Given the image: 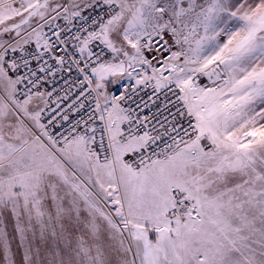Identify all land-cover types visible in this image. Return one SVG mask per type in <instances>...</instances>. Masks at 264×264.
I'll list each match as a JSON object with an SVG mask.
<instances>
[{"label":"snow or ice","instance_id":"1","mask_svg":"<svg viewBox=\"0 0 264 264\" xmlns=\"http://www.w3.org/2000/svg\"><path fill=\"white\" fill-rule=\"evenodd\" d=\"M0 264H264V0H0Z\"/></svg>","mask_w":264,"mask_h":264},{"label":"built area","instance_id":"2","mask_svg":"<svg viewBox=\"0 0 264 264\" xmlns=\"http://www.w3.org/2000/svg\"><path fill=\"white\" fill-rule=\"evenodd\" d=\"M85 15H88V13L86 12ZM92 15H93V16H96V15H103V11H102L101 9H96V11L92 13ZM45 87H49V86L46 85ZM56 87H57V89H59V85H56ZM118 89H119V85H118L117 87H115L111 92H117ZM49 90H51L50 87H49ZM120 90H122V89H120ZM57 94H58V92H54L53 95H52V97H51V99L49 100V105H50L51 108H55V107H56V103H57V101H56V96H57ZM140 95H141V96H145L144 93H141ZM146 98H147V97L145 96V99H146ZM87 103H88V104H91L90 101L87 102Z\"/></svg>","mask_w":264,"mask_h":264},{"label":"crops","instance_id":"3","mask_svg":"<svg viewBox=\"0 0 264 264\" xmlns=\"http://www.w3.org/2000/svg\"><path fill=\"white\" fill-rule=\"evenodd\" d=\"M126 82V81H125ZM118 85H110L109 86V92H111L115 87H117Z\"/></svg>","mask_w":264,"mask_h":264}]
</instances>
